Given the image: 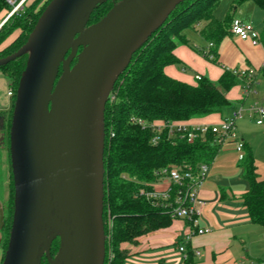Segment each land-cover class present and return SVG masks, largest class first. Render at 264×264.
Instances as JSON below:
<instances>
[{
    "label": "water",
    "instance_id": "1",
    "mask_svg": "<svg viewBox=\"0 0 264 264\" xmlns=\"http://www.w3.org/2000/svg\"><path fill=\"white\" fill-rule=\"evenodd\" d=\"M105 1L51 0L27 41L0 58L3 66L28 54L8 134L14 210L2 264H42L44 257L49 264L106 263L109 95L135 53L186 0H121L89 24Z\"/></svg>",
    "mask_w": 264,
    "mask_h": 264
},
{
    "label": "trees",
    "instance_id": "2",
    "mask_svg": "<svg viewBox=\"0 0 264 264\" xmlns=\"http://www.w3.org/2000/svg\"><path fill=\"white\" fill-rule=\"evenodd\" d=\"M50 1L33 0L27 3L25 0L4 22L0 28V58L14 53L27 41ZM119 1L107 0L100 4L92 13L89 24L102 19L114 3ZM220 1L186 0L177 6L164 25L135 53L129 67L112 90L115 99L107 102L105 111L104 221L108 236L105 264H124L128 252L122 248V244L133 243L142 235L171 225L169 212L154 206L145 196L138 195L141 184L157 179L154 175L156 169L174 163L196 166L205 162L211 165L221 150L220 146L211 143L209 139L198 138L189 143L181 137L168 139L167 134L162 135L160 142L154 145L151 142L153 130L142 129L131 121L133 117L149 121H190L211 114H222L233 104L227 98V92L240 82L241 77L235 72L226 71L218 81L202 76L195 85L177 80L165 72L168 65L179 63L174 49L177 44L187 42L182 31L201 21H206V24L200 33L212 44L203 55L218 62V47L230 34L233 21L230 15L223 21L214 16ZM244 1L237 0L235 4ZM251 1L264 10V0ZM17 5L11 4L10 0H0V16L12 12ZM15 33L17 36L4 45ZM262 35L264 38V28ZM27 60L28 54L0 66V71L10 80V87L15 91L9 110L10 117L7 119L3 116L7 141L14 101ZM238 167L242 169L243 178L249 184V190L242 198L250 220L264 230V180L259 178L253 148L247 143H243ZM147 188L150 189V186ZM13 210L14 185L10 211L5 215L2 229L5 251ZM109 220L113 223L111 229L107 226ZM59 245L58 238L53 242L52 256L56 255ZM195 256V251L186 244L184 264H195ZM42 264H49L46 257Z\"/></svg>",
    "mask_w": 264,
    "mask_h": 264
},
{
    "label": "crops",
    "instance_id": "3",
    "mask_svg": "<svg viewBox=\"0 0 264 264\" xmlns=\"http://www.w3.org/2000/svg\"><path fill=\"white\" fill-rule=\"evenodd\" d=\"M24 1L10 0L11 4H22ZM236 1L221 0L214 16L223 21L230 15L232 19L251 23L260 33L261 44L253 45L230 32L218 47V62H213L203 55L204 51L210 49L211 42L200 33L206 24V21H201L182 31L187 42L177 44L174 49L179 63L168 65L165 72L177 80L195 85L197 75L218 81L226 71L235 72L240 77L241 73L250 69L255 71L252 78L241 77L240 82L227 92V98L233 104L224 113L186 122L192 125L219 123L233 111L242 109L244 115L237 121V131L243 143L253 148L257 173L264 180V118L261 124L257 123L260 115L252 111V108L264 107V10L251 0L239 5L235 4ZM2 109H7V106ZM0 134L3 135L2 132ZM0 138L2 151L5 149L4 138ZM240 158L236 144L228 143L211 164L201 191L206 205L199 218V227L210 228L211 231L194 235L186 243L194 251L200 252L199 255L195 253V264H264L260 256L264 230L251 222L244 205L242 197L248 192L249 184L238 167ZM2 188L0 186V227L5 219L8 200L6 189ZM189 230L187 220L172 218L170 226L142 235L133 243L122 244V248L128 252L124 264H184L186 257L179 246L185 241ZM2 237L0 230V239ZM2 241L0 264L5 255Z\"/></svg>",
    "mask_w": 264,
    "mask_h": 264
},
{
    "label": "built area",
    "instance_id": "4",
    "mask_svg": "<svg viewBox=\"0 0 264 264\" xmlns=\"http://www.w3.org/2000/svg\"><path fill=\"white\" fill-rule=\"evenodd\" d=\"M230 32L242 40L250 41L253 45L259 44L261 40L260 33L251 23H244L238 18L233 19ZM254 75L255 71L253 69L241 73V77L252 78ZM201 77V75H197L196 79L200 80ZM14 95L15 91L9 87L8 97L12 98ZM114 99L115 96L111 91L108 101ZM252 111L260 115L257 123L261 124L264 118V107H255L252 108ZM243 115L242 109H238L225 116L219 123L201 125H192L186 121H166L164 119L149 121L141 117H133L131 121L142 129L153 130L154 134L151 137V142L154 145L160 142L162 135L167 134L168 139L181 137L187 139L189 143H193L198 138L202 140L209 139L211 143L220 146V148L228 143H234L237 151L242 154L243 140L240 139L237 131V121ZM111 135L113 136L114 133L111 132ZM210 169L211 165L205 162L196 166L186 163H174L160 167L154 171L157 179L151 183L141 184L138 191V195L145 196L154 206L169 212L171 218L185 219L189 222L190 230L185 237V241L179 246L180 252L185 257L186 243L194 235H204L211 231L210 228L199 227V218L203 214V208L206 205L201 196V191ZM147 186H150V189ZM112 225V220H109L107 223L109 229L112 228ZM195 253L200 254L199 251H195Z\"/></svg>",
    "mask_w": 264,
    "mask_h": 264
},
{
    "label": "rangeland",
    "instance_id": "5",
    "mask_svg": "<svg viewBox=\"0 0 264 264\" xmlns=\"http://www.w3.org/2000/svg\"><path fill=\"white\" fill-rule=\"evenodd\" d=\"M32 1L33 0H27V3H31ZM20 5H21V3H18V5L15 7H19ZM9 14L10 13H7V14H4L3 16H0V22L3 19H5V17H7ZM16 36H17V33L12 35L5 42L4 45H7L8 43H10ZM9 87H10V80L0 71V109L7 106V109H2V111L6 110L5 111L6 113L4 111L0 112V118L2 116V113L5 115V117H7V119L10 117L9 110L12 107L13 101L12 100L10 101V99L8 97ZM9 102H10V105H9ZM3 132H4V130H3ZM3 145L5 146V149L0 151V186L4 187L7 191L8 200H7L6 214L5 215H8L9 211H10V200L12 199L13 180H12L11 163H10V152H9V147H8V141L6 138L4 140ZM263 146H264V143H263ZM4 188H2V189H4ZM3 238H4V236H3ZM260 256H261V261L264 260V245L262 247V250L260 251Z\"/></svg>",
    "mask_w": 264,
    "mask_h": 264
},
{
    "label": "flooded vegetation",
    "instance_id": "6",
    "mask_svg": "<svg viewBox=\"0 0 264 264\" xmlns=\"http://www.w3.org/2000/svg\"><path fill=\"white\" fill-rule=\"evenodd\" d=\"M12 101L14 100V96L12 98H10ZM13 104V103H12ZM11 107V106H10ZM2 116H4V114H2ZM5 117V116H4ZM3 135L0 134V136H2L3 138H6L7 139V133L5 131V128H4V132H2ZM1 139V138H0Z\"/></svg>",
    "mask_w": 264,
    "mask_h": 264
}]
</instances>
